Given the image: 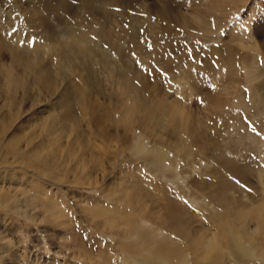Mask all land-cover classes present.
<instances>
[{
    "label": "rangeland",
    "instance_id": "374dc122",
    "mask_svg": "<svg viewBox=\"0 0 264 264\" xmlns=\"http://www.w3.org/2000/svg\"><path fill=\"white\" fill-rule=\"evenodd\" d=\"M60 1L69 12H49L44 23L52 29V40L44 42L46 25L31 30L24 20V10L38 6L37 0H0V23L16 22L41 39L38 60L41 54L49 60L62 100L51 108L57 117L50 131L44 116L53 101L52 90L35 83L32 72L24 74L19 63L11 66L9 80L0 62V121L7 125L0 134V264H100L105 254L121 264L118 243H134L132 227L156 234L155 218L170 212L172 199L184 206L187 216L196 213L194 225L207 226L199 214L206 201L196 185L212 175L205 172L218 169L211 158L218 143L227 158L239 147L262 164L255 149L260 145L264 150V111L260 118L253 116L251 95L255 87L262 89L261 96L264 91V0H236L228 11L217 8L216 0ZM91 4L93 14L84 9ZM164 6L170 8L165 24L172 22V15L184 21L169 27L178 31H163ZM132 16L140 19L129 21ZM100 22L109 25L114 49L86 33V25L97 29ZM68 27L75 37L66 33ZM229 31L237 35L231 42ZM86 34L109 58L108 67L73 49L64 55L71 43L61 47L56 42L85 39ZM11 37L8 44L13 46L16 37ZM27 38L20 36V48L30 46ZM224 43L234 46L233 67L213 53H219ZM1 54L0 61L10 65L8 52ZM9 81L14 91L7 88ZM160 101L165 107L173 102L183 105L193 119L189 133L165 116L157 105ZM92 106L104 137L96 135ZM253 133H260L261 142L250 138ZM159 151L166 156L162 163L155 161ZM230 181L239 191L250 193L244 183L234 177ZM134 197L140 200L136 208L129 204ZM96 207L104 209L106 217L127 218L129 224L121 220L109 228L105 217L91 214ZM166 231L160 230L164 239Z\"/></svg>",
    "mask_w": 264,
    "mask_h": 264
},
{
    "label": "bare ground",
    "instance_id": "6f19581e",
    "mask_svg": "<svg viewBox=\"0 0 264 264\" xmlns=\"http://www.w3.org/2000/svg\"><path fill=\"white\" fill-rule=\"evenodd\" d=\"M216 1H217L216 5L218 4L217 8H219L220 10L226 8L225 10L227 11L230 10V8L228 9V5L230 6L236 2V0H216ZM61 2L62 1L60 0H37V3H39L38 6H36L37 5L36 4L35 6L31 7L29 10L28 8L27 9L25 8L26 10H24V14H25L24 20L26 21L28 28H31V30L32 29L35 30V28H37L35 26L40 25L44 27L46 25L44 23L45 19H48L50 17L49 12L51 13L56 10H61L63 14L68 13L69 12L68 6L66 4H62ZM112 2L115 3L114 0H112ZM129 4L130 3L128 2L127 5ZM209 4L210 3H208V5ZM86 8L89 9L90 14H93V10H94L93 4H91V6H85L84 9ZM129 8L132 9L131 7ZM167 8L168 7L164 6V8H162L163 13L161 12L162 14L160 15L162 19L161 26L163 27V31L169 33L172 31L174 32L178 31L177 30L178 28L177 29L174 28L173 30H171L169 29V27L171 26V24L182 25V22L184 21L180 20L181 21L180 23L179 19H177V17L172 15V17L170 18L172 22L168 21L165 24V20L166 19L168 20L169 18V16H166V12L170 8L169 9ZM41 13H44L45 18L42 16ZM123 13L124 12L119 13V16L123 15ZM126 16L131 18L129 14H127ZM139 17L140 16H132V19H130L129 21H134L135 18L140 19ZM217 20L219 21V19ZM12 23H7L5 21L4 22L2 21L0 23V59H3V57H1L2 56L1 53L2 51H5L8 52V57L10 62V65H7L6 63L0 61L2 63L1 68L7 75L8 79L11 80L13 79L10 78V76H13V74L11 73L12 71L11 66L14 67L16 63L22 64L24 68V74L32 72L35 83L40 84V86L44 88L45 91L52 90V94H50L49 99H52L53 101L51 103V106L50 105L47 106L48 110L44 116L47 120L46 127L47 129H50V125L56 123V117H57L56 115L51 114V108L53 104H55V102H57V106H58V103L62 101V100L60 101L61 94L58 93L60 88V86L58 87V80L54 78L55 75L54 72H52L51 70L50 64L48 63L49 60L45 59V57H42V54L38 60L39 52L42 49L39 43L41 42V39L32 36L31 30L30 31L26 30L25 28L22 27L21 24H17L16 22H12ZM58 23L61 24L65 29V25H64L65 23L63 22L62 19L61 21L58 19ZM218 25L220 24L218 23ZM15 26H16V30L13 31L12 29ZM46 27L45 30H43L42 38L44 42H49L52 40V37L50 35V30L52 29H50L49 25H46ZM66 33H68L69 36L75 37L73 33H70L69 27ZM86 33H93V35H95V38L100 37L103 43H105L109 48L110 47L113 48V44H114L113 42L115 41H113L111 35L108 34L109 25H107V23L100 22L97 29L92 27V25H86ZM8 34H10V39L7 38ZM11 34L13 35V37H16V41L12 40L13 46L8 44L12 38ZM25 34H27V36L30 37L27 38V41L29 42L30 46L27 45L28 48H20L19 46L20 36ZM228 36H229V40L230 39L232 40L233 37L237 35L234 36V33L232 31H229ZM236 38L237 37H235V39ZM22 40L24 43L27 44V41L25 39ZM56 42L57 45H60L61 47L67 45L69 46V44L71 43V47H67V49H64L67 50L65 51L64 55H67L69 51L73 49L76 50L77 53H80L83 57H86L88 59H93V58L100 59L99 62L101 61V63L105 67H108L109 65L107 62L109 58H106L105 54L96 48L97 41L93 40L92 42V40L87 37V34L85 36V39L80 37L74 40L67 39V41L64 42H58V41ZM229 44L224 43L222 47L219 49V53L221 55H219V53L217 52H213V53L217 54V56L220 57L219 58L220 62H223V60H225L230 67H233L235 62L233 63L234 50L232 51V47L234 46L231 47ZM118 48H120V46ZM36 51H38V53ZM116 51H117L116 55L118 57L121 56V50L116 49ZM36 56H37V60L35 58ZM119 64L121 65L120 62ZM86 68H88V66H86ZM93 70L91 69V71L89 72L90 77L91 76L94 77ZM185 71L187 70H184V72ZM233 72H234L233 69H231L230 77L231 75H233ZM188 73L189 72H185L186 75H188ZM181 79L183 80L182 77L179 78V80ZM218 80H220V78H218L216 81ZM229 81H231V79ZM226 83L228 82L226 81ZM61 84L62 83L60 82V85ZM7 85H8L7 86L8 89L14 91L11 89V86H13L12 81H9ZM260 90H262L260 87L258 88L255 87L251 95V103H252L251 111L253 110L252 111L253 116L257 118H260V115L264 111V91H263V95L261 96L259 93ZM162 103L163 102L160 101L159 103H157V105L160 108V110L164 112L165 116H167L172 122L176 123V125L181 124L179 125V127L181 126L182 128H184L185 132L190 131L187 126L189 123L191 124L193 120L192 115L185 110L183 105L181 106L179 103L173 102L171 106L165 107L163 106ZM164 104H166V102ZM62 106L65 107L66 105L63 104ZM62 112L63 111H61V113ZM91 117H93V122H92L93 125L97 128L98 117L95 108L93 106L90 111V118ZM63 118H66L64 113H63ZM6 126L7 125L5 121H0V134H2L4 130L7 128ZM235 133H237V130H235ZM105 134L106 132H104L101 128H97L96 130L97 136L104 137ZM53 135L58 137V133L56 131L53 132ZM250 138L253 140L257 139L259 142H261L258 136L256 135V133H253ZM12 139L13 138L8 140L7 143L10 144ZM14 142L15 141H13V143ZM218 145L217 147L213 148L214 153H212L213 156L211 157L213 158L214 162H218V169L212 168L211 171L208 172L203 171L208 176L211 174L212 175L207 178L205 177L206 181L200 182L199 184L195 182V184L197 183L196 185L197 191L202 193V196L205 198L204 200L206 201L201 205L202 207H200V209L202 213L199 214H203L204 218L207 219L206 220L207 226L201 224L200 226L194 225L196 213H193V211H191L188 212L189 216H187L185 214L184 206L182 207V205L178 201L172 199L170 201L171 204L168 203L169 206H171V209H169L170 212L166 213L163 219L155 218V223H157L155 224V226L159 230L158 232L157 231L155 232L156 234H154V230L153 232H147L142 230V228L140 227L138 228V226L137 228L132 227L131 234L133 236L134 243L133 242L132 244L126 242L123 244L118 243L117 245L118 250L116 251L119 252L118 253L120 259L119 261L121 264H259V263L264 264V150L260 145H257L255 149L257 154L256 156H260L263 158L261 164L257 160V157L251 158L249 153L244 152L243 149L239 147L236 148V150L234 149L235 152L234 153L232 152L233 155H230L227 158L223 156V153L221 152L224 150L223 147H219ZM135 148L138 149L137 147ZM141 149L143 148L141 147ZM164 154L165 153L162 151L157 152L156 153L157 159H155V161L162 163L163 159H166V156ZM91 159L94 161L92 155H91ZM232 177H234V179H236L238 182L244 183L245 185L250 187L251 189L249 191L250 193L244 192L242 190L239 191L235 187L234 183L230 181V178ZM134 188L135 190L137 189L135 186ZM133 190L134 189H132V191ZM235 193H237L238 196H236ZM155 195L157 196L158 199L157 202H159L162 197H161V191L158 187L155 189ZM124 197L126 198L127 195H124ZM163 199L165 200V198ZM139 202L140 200L137 197L136 198L134 197V199L132 198L130 199L129 204L132 205L133 208H136L137 206H139ZM43 210H45L44 206H43ZM59 211L61 210H58L56 212ZM51 212H53L52 207L47 206V213L50 214ZM106 213L104 209H100L96 207L93 208V212L91 214L95 217L96 216L105 217L103 223L108 224L109 228L115 227L116 223L121 224L123 223V221L126 225L129 224L127 222V218L121 217L120 221H118L115 220V218L112 216L106 217ZM55 214H57L58 217L59 213H55ZM189 217H192V220H190ZM162 227L168 231L162 229ZM160 230L164 233L165 231L167 232L168 234L167 238L164 239V237L160 235L162 234ZM102 257L103 258L100 264L102 263L116 264L113 256L105 254L102 255ZM111 260H113V263H111Z\"/></svg>",
    "mask_w": 264,
    "mask_h": 264
},
{
    "label": "snow or ice",
    "instance_id": "6c2138e0",
    "mask_svg": "<svg viewBox=\"0 0 264 264\" xmlns=\"http://www.w3.org/2000/svg\"><path fill=\"white\" fill-rule=\"evenodd\" d=\"M252 131L255 132L256 129L253 127V128H252ZM257 135H260V133H257Z\"/></svg>",
    "mask_w": 264,
    "mask_h": 264
}]
</instances>
